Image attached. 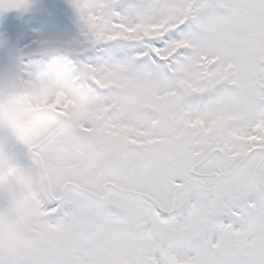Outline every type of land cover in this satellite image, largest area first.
I'll return each mask as SVG.
<instances>
[{
  "label": "snow or ice",
  "instance_id": "snow-or-ice-1",
  "mask_svg": "<svg viewBox=\"0 0 264 264\" xmlns=\"http://www.w3.org/2000/svg\"><path fill=\"white\" fill-rule=\"evenodd\" d=\"M73 3L109 59L0 129V264H264V0Z\"/></svg>",
  "mask_w": 264,
  "mask_h": 264
},
{
  "label": "clouds",
  "instance_id": "clouds-1",
  "mask_svg": "<svg viewBox=\"0 0 264 264\" xmlns=\"http://www.w3.org/2000/svg\"><path fill=\"white\" fill-rule=\"evenodd\" d=\"M33 44L27 61L16 55L0 70V129L20 133L42 123L80 87L75 82L84 73L64 40L43 37Z\"/></svg>",
  "mask_w": 264,
  "mask_h": 264
},
{
  "label": "rangeland",
  "instance_id": "rangeland-1",
  "mask_svg": "<svg viewBox=\"0 0 264 264\" xmlns=\"http://www.w3.org/2000/svg\"><path fill=\"white\" fill-rule=\"evenodd\" d=\"M92 2V0H89ZM7 9L3 31L9 34V41L0 42V60L9 61L19 55L23 61L29 59L27 53L33 48V42L43 37H58L64 40L76 56L83 58L86 63H98L109 59V55L96 56L97 51L110 53L107 45L97 46L80 51V37L84 29L81 12L74 6L73 0H26L25 6L19 10L30 15L31 27L20 36L15 35L11 27L12 12ZM4 12V11H3ZM0 12V15H4ZM24 14H22L24 16ZM7 15V16H6ZM25 17V16H24ZM7 18V20H6ZM5 20V21H4Z\"/></svg>",
  "mask_w": 264,
  "mask_h": 264
},
{
  "label": "flooded vegetation",
  "instance_id": "flooded-vegetation-1",
  "mask_svg": "<svg viewBox=\"0 0 264 264\" xmlns=\"http://www.w3.org/2000/svg\"><path fill=\"white\" fill-rule=\"evenodd\" d=\"M10 10L9 11H11L13 14H12V16H14L15 14H17V13H20V14H24V12H20L19 10H15V8H9ZM4 13V15L2 16V15H0V42L1 43H3V41L5 40H7V41H9V34H8V32L7 31H3V27H4V25L6 24V25H8L9 23H7V21L6 22H4V23H2L1 22V19H3V18H5V14L6 13H8L7 12V10L6 11H4L3 12ZM7 16V15H6ZM24 16H25V19H26V26L22 29V30H20V31H17V30H14L13 29V31L14 32H16L15 33V35H17V36H20L23 32H25L27 29H29L27 26H28V24H32V21L30 20V15L28 14V16H27V14H24ZM6 20H7V18H6ZM5 21V20H4ZM11 27H12V20H11ZM13 28V27H12ZM4 39V40H3ZM8 62L9 61H7V60H0V70H2L7 64H8Z\"/></svg>",
  "mask_w": 264,
  "mask_h": 264
},
{
  "label": "water",
  "instance_id": "water-1",
  "mask_svg": "<svg viewBox=\"0 0 264 264\" xmlns=\"http://www.w3.org/2000/svg\"><path fill=\"white\" fill-rule=\"evenodd\" d=\"M26 25L25 19L21 14H16L12 20V26L15 30H22Z\"/></svg>",
  "mask_w": 264,
  "mask_h": 264
}]
</instances>
